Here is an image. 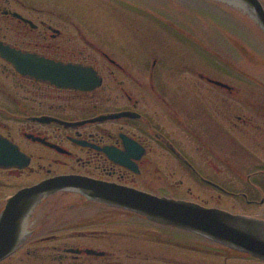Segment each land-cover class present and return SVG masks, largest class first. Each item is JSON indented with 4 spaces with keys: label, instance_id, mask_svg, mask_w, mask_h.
Listing matches in <instances>:
<instances>
[{
    "label": "flooded vegetation",
    "instance_id": "obj_1",
    "mask_svg": "<svg viewBox=\"0 0 264 264\" xmlns=\"http://www.w3.org/2000/svg\"><path fill=\"white\" fill-rule=\"evenodd\" d=\"M127 2L0 0V138L24 157L0 166V219L20 192L66 181L26 213L0 264H264L93 195L127 189L264 220L262 77L232 64L214 33L209 43ZM143 20L153 28H128ZM145 30L169 40L146 44ZM7 50L90 68L99 85L24 75Z\"/></svg>",
    "mask_w": 264,
    "mask_h": 264
},
{
    "label": "water",
    "instance_id": "obj_2",
    "mask_svg": "<svg viewBox=\"0 0 264 264\" xmlns=\"http://www.w3.org/2000/svg\"><path fill=\"white\" fill-rule=\"evenodd\" d=\"M208 1L225 3L245 13L264 34V7L259 0ZM7 54L9 60L22 74L49 82L54 86L87 91L99 85L95 73L90 68L23 56L14 51H8ZM6 153L12 156V160L3 156ZM23 159L18 148L0 138V166L21 165ZM65 186L66 181L62 178L50 180L20 192L10 200L7 216L0 219V261L20 246V231L26 213L28 215L44 197L56 193ZM93 195L99 197L100 201L136 212L151 221L188 230L264 261V220L233 215L127 189L114 188L108 192H95ZM22 212H24L23 217L20 215ZM15 213L17 215L14 217Z\"/></svg>",
    "mask_w": 264,
    "mask_h": 264
},
{
    "label": "rangeland",
    "instance_id": "obj_3",
    "mask_svg": "<svg viewBox=\"0 0 264 264\" xmlns=\"http://www.w3.org/2000/svg\"><path fill=\"white\" fill-rule=\"evenodd\" d=\"M128 2L149 8L150 10L146 13L154 16V18L162 16L164 17L162 21L168 20L170 16L171 19L182 20L184 27L198 29L199 38L205 36L210 38L209 34L214 33L215 39L212 41L214 46L224 53L225 51L229 52L232 64L238 66L237 68L239 66L243 67L248 75L262 77L261 79L264 81V36L255 24L251 23L247 17H243L232 6L219 2L193 0H128ZM124 12H127V10H121L118 13ZM121 20L127 23L130 22L127 15L124 14L116 17V21ZM135 22L136 25L130 23L128 28L133 26L146 29L154 26L146 24L144 20ZM157 26L161 29V25ZM145 32L146 44L149 45L165 44L169 38V36H166L167 39H165V36L163 38L159 32H149L147 30ZM222 34L225 36L223 37ZM227 37L229 40H227ZM127 42L132 43L131 39ZM217 44L220 47H217ZM226 45L229 47H226ZM239 45L242 47H239ZM248 86L258 88L257 84L249 82ZM260 92L261 97L259 98L264 101V90L261 88Z\"/></svg>",
    "mask_w": 264,
    "mask_h": 264
},
{
    "label": "bare ground",
    "instance_id": "obj_4",
    "mask_svg": "<svg viewBox=\"0 0 264 264\" xmlns=\"http://www.w3.org/2000/svg\"><path fill=\"white\" fill-rule=\"evenodd\" d=\"M244 15H245V17H247V19L250 21V22H252L253 20H251V18L248 16V15H246L245 13H243ZM253 24H255L254 22H252ZM256 25V24H255Z\"/></svg>",
    "mask_w": 264,
    "mask_h": 264
}]
</instances>
